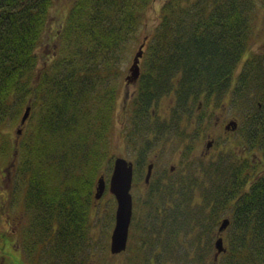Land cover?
<instances>
[{"label": "trees", "instance_id": "16d2710c", "mask_svg": "<svg viewBox=\"0 0 264 264\" xmlns=\"http://www.w3.org/2000/svg\"><path fill=\"white\" fill-rule=\"evenodd\" d=\"M152 1L73 0L56 33L52 59L39 63L37 48L55 0H0V157L14 165V187L23 191L29 217L25 252L34 258L32 252L46 240L61 237L63 260L54 264H99L89 242L100 199L95 198L97 179L111 167L117 79L124 75L118 56L130 46L137 50L146 36L128 101L127 142L143 152L150 134L155 144L164 131L194 138L221 111L220 100L230 96L243 117L235 129L244 146L230 160L219 154L207 162L188 161L191 168L199 165L202 175L192 170L185 179L179 170L178 182L159 181L147 189L136 202L143 201V210L134 216L149 221L133 220L122 252L129 254L121 262L136 264L143 250L159 252L154 264L167 259L264 264V52L247 54L262 5L257 0H164L158 26L140 37L138 28ZM126 37L136 41L122 45ZM169 95L174 105L160 121L156 109ZM26 107L30 114L20 124ZM189 151L191 146L186 160ZM225 217V250L215 259V230Z\"/></svg>", "mask_w": 264, "mask_h": 264}, {"label": "rangeland", "instance_id": "374dc122", "mask_svg": "<svg viewBox=\"0 0 264 264\" xmlns=\"http://www.w3.org/2000/svg\"><path fill=\"white\" fill-rule=\"evenodd\" d=\"M164 0H153L152 3L147 7V13L144 21L138 30H140V37L149 34L156 29L159 24L160 8ZM73 3V0H55L53 3L47 29L44 33L42 42L37 48V55L39 58V63L44 60H51L53 56V50L56 48V33L61 29L64 20L67 16V13ZM257 4L262 5L257 12L255 13V21L253 24V34L251 37V42L249 44V50L247 54L253 51L264 52V0H257ZM104 8V6H103ZM136 41L131 37H126L122 45H132ZM135 44V43H134ZM133 47V49H132ZM136 50L135 46H130L123 50L122 54L118 56L120 61V66L124 68V75L127 72V68L131 63V59L134 51ZM120 52V51H118ZM126 60H128L126 62ZM240 66L236 69V73ZM124 75L117 79V82L121 78L120 91L116 100V109L113 115V130L112 135L110 136V147H111V167L107 169L104 168V175L107 176L108 172H111L113 158L117 155H122L127 158H132L133 153L137 152L140 148V145L134 147L127 142L126 130L130 124V113L128 107L129 99L132 93L134 92V86L128 89V93L124 92L123 80ZM232 90V88H231ZM161 100L160 108L156 109V112L159 113V120L162 121L168 115V111L174 105L172 100L173 96H163ZM222 105L221 111L216 112V116H211L209 124L205 125L203 131L195 136L190 138L184 135H176L175 133L163 132L159 142L155 144V137L150 134L147 135L146 140L149 142V147L145 150L160 151L163 158H170L171 161L178 162L179 160L185 159V152L188 146L192 147V151L188 153L187 157L189 160L187 162L193 163L196 159H199V152L202 151L205 147V144L211 136L215 137L213 145L211 144L210 155L207 156L205 162L214 158L216 155L221 154V157L230 160L232 157L240 156V153H243V136L240 134V131L234 130H225L224 125L231 119H236L238 125L243 124V117L237 114V110L232 106L231 97L225 96L220 100ZM129 105V106H128ZM216 120H219L220 129H210ZM159 123V122H157ZM15 127L10 128V133L14 138ZM166 130V129H165ZM217 141L216 145L214 143ZM253 157H256V153H252ZM188 167L185 171L182 172V176L186 179L191 171L193 170L196 174H201V167L194 163V167ZM15 171L14 165L10 163V160H3L0 157V264H21L20 259H24L27 256L26 252L22 250L23 240L25 234V228L27 227L28 217L24 212V207L22 204L23 200V191L21 188L16 186V190L13 195V200L9 198L10 186H11V174ZM180 174V172H178ZM176 175H173L168 180L173 181ZM135 195V194H134ZM14 201V202H13ZM116 208V201L108 189L107 183L105 190L102 194V197L97 200L94 204V215L92 217L91 231L92 236L89 242V250L93 254L94 259L99 263L103 264H123V260L128 256V252L122 253L118 256L112 255L109 251V241L110 233L112 230L114 222V212ZM18 215V216H17ZM150 230L147 229V234ZM148 236V235H147ZM138 245L134 243V246ZM41 247V246H40ZM64 239L57 237L54 240H46L42 244V248H38V255L36 257L37 251L34 250L32 254L33 257H28V262L34 261V264H54L56 262H62L63 260V250H64ZM142 259L136 264H154L155 257L159 256V252L152 254V251L145 252L140 251ZM118 254V253H117ZM162 257L166 254L161 253ZM32 258V260L30 259ZM121 259L122 262H121ZM163 264H176L175 261L171 259L165 260ZM158 262L160 260L158 259ZM174 262V263H172ZM182 264V263H180Z\"/></svg>", "mask_w": 264, "mask_h": 264}, {"label": "water", "instance_id": "95a60500", "mask_svg": "<svg viewBox=\"0 0 264 264\" xmlns=\"http://www.w3.org/2000/svg\"><path fill=\"white\" fill-rule=\"evenodd\" d=\"M146 36H144L143 41L138 45L135 51L130 66L128 67V74L126 75L127 81H132L137 78L139 74V58L143 54V46L145 43ZM30 107H26L25 112L21 117L20 123H24L25 119L28 117ZM237 126L235 120H230L225 128L234 129ZM20 130H18L19 132ZM209 145V144H208ZM151 172V167H148L146 174V181L149 178ZM132 178V165L131 161H128L122 156H116L113 160L111 174L108 181V190L112 193L116 199V209L114 215V225L110 234V252L115 253L122 251L126 248L127 238L129 233V223L132 214V198L130 193ZM106 181L103 174L97 179L95 198H99L105 189ZM228 224V219L224 218L219 225V231H223ZM215 247L217 254L224 250L222 244V237L219 236L215 240Z\"/></svg>", "mask_w": 264, "mask_h": 264}, {"label": "flooded vegetation", "instance_id": "af4514ba", "mask_svg": "<svg viewBox=\"0 0 264 264\" xmlns=\"http://www.w3.org/2000/svg\"><path fill=\"white\" fill-rule=\"evenodd\" d=\"M139 76V75H138ZM138 78V77H137ZM136 79L132 81H127V79L124 81V91L127 93V89L135 85ZM220 123L219 120L215 121L214 124L211 126L210 129H220ZM231 130V129H229ZM211 138L207 140L205 147L202 151L199 152L200 157L206 159L208 155H210L211 144L213 145V142L215 140L214 136L209 135ZM159 142V140H158ZM209 144V145H208ZM133 146V145H132ZM139 146V145H138ZM134 147H136L134 145ZM137 152L133 153L132 158H127V160L131 161L132 169H133V179L131 181V187H130V193L132 198V216L131 221H133L135 218L140 219L139 221L147 222L148 219L144 218L142 215L139 216L142 208L144 207L143 201H141L138 205H136V202L141 199V197L147 192V189H152L155 185V182L158 183L159 181H168V177H172L173 175H176V177L173 179L174 182H178L181 180L182 176L178 174L179 170L185 171L188 167V162L186 161L185 166L182 167L181 163L182 160H179L178 162L171 161L172 159L163 158L161 156L160 151H143V152ZM143 158V160H142ZM151 167V172L149 175L148 180L146 181L145 177L147 174L148 167ZM181 166V167H180ZM140 176V179L136 181V177ZM171 181V182H173ZM135 194V195H134ZM12 196V194L10 193ZM138 212L139 214L134 216V212ZM140 211V212H139ZM18 216V215H17ZM130 228V226H129ZM226 228V227H225ZM225 229L223 231H218V229L215 230V235L218 237L221 235L223 237ZM216 249L213 248V252ZM224 251V250H223ZM122 252L118 253L121 254ZM28 257L24 259H20L21 264H30L28 261Z\"/></svg>", "mask_w": 264, "mask_h": 264}]
</instances>
